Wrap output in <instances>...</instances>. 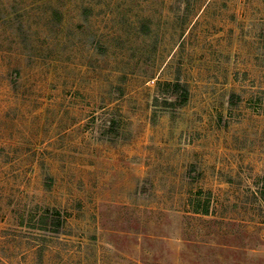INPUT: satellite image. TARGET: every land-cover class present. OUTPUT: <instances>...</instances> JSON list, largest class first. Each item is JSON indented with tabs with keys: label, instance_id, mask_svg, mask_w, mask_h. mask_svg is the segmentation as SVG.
<instances>
[{
	"label": "rangeland",
	"instance_id": "obj_1",
	"mask_svg": "<svg viewBox=\"0 0 264 264\" xmlns=\"http://www.w3.org/2000/svg\"><path fill=\"white\" fill-rule=\"evenodd\" d=\"M0 264H264V0H0Z\"/></svg>",
	"mask_w": 264,
	"mask_h": 264
},
{
	"label": "trees",
	"instance_id": "obj_2",
	"mask_svg": "<svg viewBox=\"0 0 264 264\" xmlns=\"http://www.w3.org/2000/svg\"><path fill=\"white\" fill-rule=\"evenodd\" d=\"M168 94L172 97H174V101H172L170 98H163V106L165 107H171L175 108L177 105H181L183 101L186 99V92L184 89H181L180 83H168L166 84ZM158 100V98H157ZM208 213V212H205Z\"/></svg>",
	"mask_w": 264,
	"mask_h": 264
}]
</instances>
